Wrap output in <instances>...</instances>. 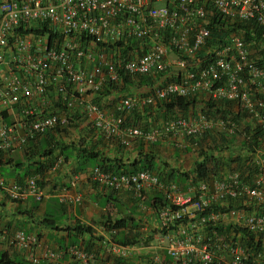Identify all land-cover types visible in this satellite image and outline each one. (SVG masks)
<instances>
[{
    "label": "built area",
    "instance_id": "obj_1",
    "mask_svg": "<svg viewBox=\"0 0 264 264\" xmlns=\"http://www.w3.org/2000/svg\"><path fill=\"white\" fill-rule=\"evenodd\" d=\"M214 16L227 21L220 22L221 28L234 20L253 21L262 36L246 40L242 29L215 33ZM263 60L264 0H0V161L46 132L70 127L82 114L100 133L118 134L124 145L138 137L153 141L177 135L183 146L187 136L199 137L214 124L236 129L234 121L201 111L147 127L126 121L128 113L158 99L193 92L237 100L248 112L245 120L264 131ZM141 75H149L150 83L136 86L134 80ZM104 89L110 90L105 96L112 108L89 97ZM140 89L148 93L134 98L131 92ZM192 144L197 146V141ZM254 159L257 172L251 181L236 168L184 184L162 180L147 168L123 172L94 165L88 177L113 190L142 194L153 186L161 191L175 206L158 212L166 240H246L249 234L248 240H264V211L257 206L264 203L263 144ZM38 178L33 173L23 180L7 179L0 173V192L12 200L28 195L41 200L46 191ZM231 197L241 199L242 205L219 212L208 209L215 202L227 205ZM224 220L245 228L246 234L205 230L207 223ZM117 229L111 226L101 240H113L110 233ZM0 240L41 239L35 231L0 228ZM0 243L14 246L32 264L61 257L42 241ZM101 243L105 254L72 244L66 253L78 264H117L136 249L134 244ZM165 245L170 262L154 252L144 264H264V241Z\"/></svg>",
    "mask_w": 264,
    "mask_h": 264
},
{
    "label": "crops",
    "instance_id": "obj_2",
    "mask_svg": "<svg viewBox=\"0 0 264 264\" xmlns=\"http://www.w3.org/2000/svg\"><path fill=\"white\" fill-rule=\"evenodd\" d=\"M89 97L105 104L107 108H112L108 97L105 95L91 93ZM137 119L133 113H128L126 116L127 123H136ZM147 120L149 125L153 123L150 122L151 119L148 118ZM75 122L77 124L68 127L64 133L60 134L51 130L49 132L52 134L48 136L43 134L31 141L36 152L39 148L46 146L55 147L53 150V155H56L54 161H57L58 158L60 161L55 166H47L43 175L39 176L38 180L43 184L41 186L46 191L43 199L36 200L33 196L28 195L23 199L12 200L0 192V228L10 230L23 228L26 231H35L41 240H82V238L91 240L87 233L76 235L71 227L77 222L91 225L95 233L101 234L103 237L107 236V232L102 228V224L107 219L133 216V221L138 222L137 229L142 235L140 240H166L164 235H161L164 230L158 212L152 205V202L157 200L155 196L160 194L158 189L147 186L142 194H138L133 189L113 190L88 177L89 169L95 164V159L88 158L86 150L92 149V152L97 153L98 158L101 155L121 156L123 161H127L136 156L141 138H134L129 145H124L120 142L118 134L107 136L98 133L97 130L89 132V118L84 114L79 115ZM179 140L180 137L177 135H169L159 139V145L154 152L157 155L156 160L159 165L162 160H166L170 165L178 167L180 170L193 167L200 156L194 149V151H184V153L190 152L191 154L187 164H183L184 156H179L183 152L182 149L176 150L174 147L179 146ZM61 147H64L63 150L60 149ZM237 148L236 145H232L228 150L217 152V154L226 155L228 152L236 154L239 152ZM25 149L26 147H21L15 150L10 158L5 162H0V166H3L8 172V175L0 172L4 177L23 180L28 176V174L25 175L26 164L33 165L32 160L37 159L39 155L34 152L31 159H28L24 153ZM40 158L42 159L43 156ZM74 176H76V180L73 184ZM77 194L81 195L79 200L75 198ZM62 195L65 196V199L61 198ZM56 213L61 216L60 219H57ZM42 242L60 252L61 257L54 261L41 259L39 264L41 262L78 264L66 253V247L72 241ZM77 242L82 243V241ZM85 242L92 243L94 241ZM165 244L166 241H139L134 244L136 249L133 254L126 258H118L116 262L118 261L119 264H144L145 259L154 252L160 253L162 256L165 255L167 259L169 255L166 253ZM93 249L100 254L106 253V247L102 243H98V245L94 243ZM0 251H7L14 258H23L14 246H8L5 243H0Z\"/></svg>",
    "mask_w": 264,
    "mask_h": 264
},
{
    "label": "trees",
    "instance_id": "obj_3",
    "mask_svg": "<svg viewBox=\"0 0 264 264\" xmlns=\"http://www.w3.org/2000/svg\"><path fill=\"white\" fill-rule=\"evenodd\" d=\"M225 19H220L219 16H214L213 22H216L217 25H213L212 28L215 33H220V29L223 31L227 30H236L242 29L243 35L246 40H256L258 35L262 36L261 28L253 21L250 20H234L231 23L222 25L220 27V22L222 24L226 23ZM264 64V60L262 61ZM151 77L149 75H141L134 83L136 86L144 85L145 83H150ZM110 93V90H101L100 95H106ZM150 107V106H149ZM152 108V107H151ZM148 107L146 108V110ZM195 111L204 112L214 118L219 117L222 119H229L235 122L236 129L234 131L228 130V124L225 123L224 127H220L216 124L205 129V131L199 137L187 136V143L182 146V150L190 151L197 150V154L200 156L193 165L192 168L187 170H180L178 167L172 166L168 161L162 160L161 164L157 163L156 157L154 154L155 150L159 145V139L148 141L139 139V144L137 148V154L135 157H132L130 160L123 161L121 156H103L100 158L97 157V153L92 152V149L86 150L88 158L95 159V164L103 169L112 170V171H135L141 168H147L156 172L160 179L166 181H174L179 184H183L188 180H196L200 177H211L213 175H221L224 171L230 170L231 168H236L241 175L246 179L251 181V177L254 173L257 172V166L255 164L254 155L258 147L264 145V131L259 126V124H253L246 119L248 112L244 107L240 105L237 100L232 99H213L205 95L202 92H193L189 95H173L167 99H158L155 104V111L149 115L144 112L135 111L133 114L137 118H142L146 121L149 117H154L155 112L165 120L170 117H175L177 115H188L194 113ZM79 116V115H78ZM76 116L74 119H76ZM156 119V118H155ZM75 121L70 122V126L76 125ZM69 126V125H68ZM68 126L65 128H55L57 133H64L67 131ZM92 125L89 124L88 131H96ZM98 131V130H97ZM100 133V132H98ZM52 132H46L45 135H50ZM197 138V139H196ZM193 140L197 141V146L192 144ZM237 145L239 152L236 154H231L228 152L226 155L217 154L223 150H228L230 146ZM34 144H29L25 149V155L28 159H31V156L34 152ZM175 149H179L181 146H174ZM197 147V148H195ZM64 147L60 149L63 150ZM55 147H44L39 148L36 153L39 157L35 160H32L33 165L30 163L26 164L27 168L25 171L26 174L38 173L39 176H42L44 171L47 169V166L53 165V162L56 158V155H53V150ZM193 150V151H194ZM43 156L41 159L40 157ZM66 156H68L66 154ZM66 158V157H65ZM1 162V161H0ZM22 164V162H19ZM93 165V166H94ZM40 185L41 182L38 180ZM156 197L157 200L152 202L154 209L159 212L162 207L172 206L166 199L165 195L159 191ZM241 199L229 198L228 204L213 203L208 209L212 208L213 211L219 212L227 210L230 206H240L242 205ZM258 206V209L264 211V203H261ZM172 207H175L174 205ZM249 208V207H248ZM132 218V219H131ZM185 222L186 217L182 218ZM52 220V219H51ZM105 230L108 231L110 227L118 228L114 233L111 234L113 240H140L142 238L141 232L137 229L138 222L133 221L132 217H119L115 219H107L105 222ZM215 228L219 232L224 230H242L243 234H246V229L234 224L232 222L217 221L216 223H207L205 226L206 231H210ZM72 231L78 235L80 233H87L88 237L91 240H101L102 235H97L95 230L91 225L83 224L77 222L74 226L71 227ZM249 234V233H248ZM94 238V239H93ZM252 235L249 234L246 240L251 239ZM76 240V239H72ZM82 240H85L82 238ZM122 245H133L139 241H115ZM94 243L98 245L101 241H94L88 243L82 241L78 243L77 241H72V245H78L86 250H94ZM259 248V245L256 247ZM167 262H170L168 257ZM0 264H30L25 261L23 258H14L7 251H0ZM117 264L119 262L117 261Z\"/></svg>",
    "mask_w": 264,
    "mask_h": 264
},
{
    "label": "rangeland",
    "instance_id": "obj_4",
    "mask_svg": "<svg viewBox=\"0 0 264 264\" xmlns=\"http://www.w3.org/2000/svg\"><path fill=\"white\" fill-rule=\"evenodd\" d=\"M145 93H147V91L146 90H144V89H140V90H135V91H133V92H131V94L133 95V97L134 98H139V97H141L142 95H144ZM106 107V106H105ZM154 111H155V108H154ZM156 118V119H155ZM152 120V121H150V122H156V121H160L161 120V117L158 115V113H156L155 112V114H154V117L152 116L151 118H149V120ZM137 122L136 123H138V124H140V125H142V126H144V127H146L147 125H148V123H149V121L147 120L146 122L144 121V119H142V118H139V119H137L136 120ZM169 136V135H168ZM167 138V137H166ZM237 146V145H236ZM181 149H183L182 147H180ZM183 152H181V155H179V156H184L183 157V161H182V163L183 164H187L186 162H187V160H188V157H189V155L191 154L190 152L189 153H184V150H182ZM186 152H188V151H186ZM195 154H196V152H195ZM191 157V156H190ZM7 170L6 169H4L3 168V166H0V172H2L4 175H8V172H6ZM56 217H57V219H60L59 217H61L59 214H57L56 213ZM224 221H228V220H224ZM40 264H47V262H41Z\"/></svg>",
    "mask_w": 264,
    "mask_h": 264
},
{
    "label": "clouds",
    "instance_id": "obj_5",
    "mask_svg": "<svg viewBox=\"0 0 264 264\" xmlns=\"http://www.w3.org/2000/svg\"><path fill=\"white\" fill-rule=\"evenodd\" d=\"M133 91H135V90H133ZM147 91V90H146ZM147 93H148V91H147ZM155 104H156V102L154 103V104H149L148 106H145V109H140V110H133L132 112H130V113H134L135 111H137V112H144V113H146V114H150V113H152V111L154 110V108H155ZM150 106V107H149ZM148 107V109L146 110V108ZM152 107V108H151ZM150 118V117H149ZM161 120H163V119H161ZM160 120V121H161ZM159 121V122H160ZM156 122H158V121H156ZM155 122H153L152 124H154ZM151 124V125H152ZM147 126H150L149 124L147 125ZM146 126V127H147ZM159 139H161V138H159ZM195 151H197L196 149H195ZM31 174H33V173H31ZM38 174V173H37ZM29 175V174H28ZM39 175V174H38ZM39 179V178H38ZM40 185V184H39ZM41 186V185H40ZM42 187V186H41ZM37 200V199H36ZM16 229H18V228H16ZM21 229H23V228H21ZM10 230V229H9ZM15 230V229H14ZM25 230V229H24ZM26 231V230H25ZM21 253V252H20ZM20 255H22V254H20ZM22 257L25 259V260H27L23 255H22ZM28 261V263H30V261L29 260H27ZM30 264H32V263H30Z\"/></svg>",
    "mask_w": 264,
    "mask_h": 264
}]
</instances>
